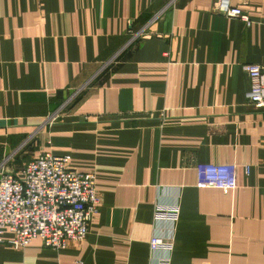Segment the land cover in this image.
<instances>
[{"label": "crops", "instance_id": "obj_1", "mask_svg": "<svg viewBox=\"0 0 264 264\" xmlns=\"http://www.w3.org/2000/svg\"><path fill=\"white\" fill-rule=\"evenodd\" d=\"M233 3L250 25L214 0H0V178L49 151L102 196L83 241L2 242L0 264H155L157 203L181 207L172 264H264V107L244 70L264 64V0ZM198 163L237 164V188L200 186Z\"/></svg>", "mask_w": 264, "mask_h": 264}, {"label": "built area", "instance_id": "obj_2", "mask_svg": "<svg viewBox=\"0 0 264 264\" xmlns=\"http://www.w3.org/2000/svg\"><path fill=\"white\" fill-rule=\"evenodd\" d=\"M215 9L227 17L239 18L248 25L252 19L233 0H214ZM250 81L247 98L264 107V64H246ZM56 118L50 115L48 121ZM70 155L41 151L29 160L19 174L1 172L0 243L7 242L22 250L35 239L44 246L61 250L70 241H83L90 224L99 213L102 196L96 187V174L70 167ZM249 174L250 167L246 165ZM198 184L202 187L234 191L238 186L237 164L198 163ZM179 203H157L155 229L150 249L155 264H172L175 231L180 219ZM9 231L12 237L5 239Z\"/></svg>", "mask_w": 264, "mask_h": 264}, {"label": "rangeland", "instance_id": "obj_3", "mask_svg": "<svg viewBox=\"0 0 264 264\" xmlns=\"http://www.w3.org/2000/svg\"><path fill=\"white\" fill-rule=\"evenodd\" d=\"M32 143L33 142H29L25 147H23L22 149H21V151H23V152H26V153H28L27 155L30 157L31 156V151H33V145H32Z\"/></svg>", "mask_w": 264, "mask_h": 264}]
</instances>
